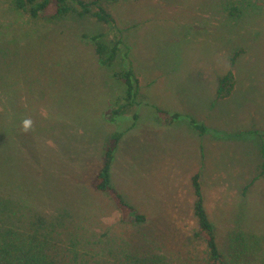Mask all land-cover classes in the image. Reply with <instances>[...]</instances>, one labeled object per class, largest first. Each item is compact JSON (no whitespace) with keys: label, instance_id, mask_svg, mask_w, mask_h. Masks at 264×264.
Wrapping results in <instances>:
<instances>
[{"label":"rangeland","instance_id":"obj_1","mask_svg":"<svg viewBox=\"0 0 264 264\" xmlns=\"http://www.w3.org/2000/svg\"><path fill=\"white\" fill-rule=\"evenodd\" d=\"M102 5L123 14L126 35L79 11L35 19L0 0V187L17 219L46 218L68 260L75 251L92 264H208L199 173L230 264L237 231L250 248L235 264H264V0ZM99 35L109 47L124 41L112 66L90 40ZM239 50L236 88L219 101L218 78ZM128 69L140 86L123 114L127 86L114 74ZM117 133L112 186L142 223L94 186Z\"/></svg>","mask_w":264,"mask_h":264},{"label":"trees","instance_id":"obj_2","mask_svg":"<svg viewBox=\"0 0 264 264\" xmlns=\"http://www.w3.org/2000/svg\"><path fill=\"white\" fill-rule=\"evenodd\" d=\"M110 0H15L17 10L30 15L32 18H45L46 13L54 11L51 15L52 19L66 17L76 11L83 15H93L98 21L116 25V20L113 15L102 5ZM97 8L93 12V8ZM231 14H234L231 12ZM101 36L91 37L90 40L97 44V53L101 57L105 66H112L116 61L122 41L119 39L113 43L111 47L99 42ZM245 53V50L236 51L231 59V66L234 67L236 60ZM114 77L124 81L127 86L126 104L121 106L115 114L123 112L126 114V109L134 108L136 102L134 98L139 92V80L132 69H128L121 73H115ZM234 88V74L231 70L224 77L218 80L217 98L222 99L227 97ZM120 110V111H119ZM195 124V123H194ZM196 125V124H195ZM196 128L201 132L205 128L196 125ZM122 138L121 133H117L114 137V144L106 154V163L102 170L98 173L95 179V189L98 192L111 193L116 198L122 207L131 211L135 217L136 223L145 222L146 217L136 213L124 197L114 189L111 180V166L114 159V152L117 150L118 144ZM264 175L263 171L260 176ZM259 176V177H260ZM257 178L255 179V181ZM253 181L248 190L253 184ZM193 187L195 190V215L201 226V234H206L207 245L209 250L208 264H230L227 255L220 249L216 238V226L210 221L209 216L204 206V196L200 175L193 177ZM12 195L1 191L0 187V264H92L86 262L78 252H70L69 260L64 258V254L59 251L56 243V235L48 229L46 218L39 213L32 215L29 219L23 217L17 219V214L20 212L13 206ZM259 243L256 244L258 246ZM232 248L236 251L233 255L232 264L239 262L245 257L250 248L248 235L244 231H237L232 238ZM68 260V261H66Z\"/></svg>","mask_w":264,"mask_h":264},{"label":"crops","instance_id":"obj_3","mask_svg":"<svg viewBox=\"0 0 264 264\" xmlns=\"http://www.w3.org/2000/svg\"><path fill=\"white\" fill-rule=\"evenodd\" d=\"M116 1H118V0H110V1H108V2H106L107 3V5H111L110 7H112L113 6V4H114V2H116ZM131 1V0H130ZM106 7V9L108 10L109 8L107 7V6H105ZM112 15H113V17L115 18V20H116V26L117 27H119V29H121L122 31H124V33H125V35L127 34L126 33V29L125 28H127V27H129V26H125V24H123V23H125L126 22V20H124V18H123V14H121L120 16H118L114 11H110V10H108ZM119 17V18H118ZM118 25H120V26H118ZM132 28V27H131ZM123 42L124 41H122V44H123ZM233 57V56H232ZM232 57H231V59H232ZM236 62H237V60H236ZM230 63H231V60H230ZM235 65H236V63H235ZM231 70H233V74H234V88L232 89V91H231V93L227 96V97H225V98H222V99H218L219 101L220 100H225V99H227V98H229L231 95H232V93L234 92V90H235V88H236V85H237V80H236V75H235V66L234 67H230V71ZM229 71V72H230ZM228 72V73H229ZM227 73V74H228ZM222 77H224V76H222ZM220 78V77H219ZM219 78H218V80H219ZM217 91H218V89H217ZM214 105V104H213ZM159 111H161L162 112V110L159 108L158 109ZM180 118V116L179 115H175V119H179ZM136 119H137V116H136ZM195 122L193 121V124H192V126L198 131V132H200V133H202V134H204L205 132H207V127H205V126H203V125H200V126H203L204 128H205V131L204 132H201L200 130H198L197 128H196V125H199V124H197V123H195ZM247 135H249L250 137H253L254 136V132H247L246 133ZM243 135V134H242ZM242 135H239V137H241ZM254 138V137H253ZM262 155H263V158H264V151L262 150ZM263 164H264V162H263ZM262 171H263V165H262V169H261ZM262 171H261V173H262ZM261 173H260V175H261ZM199 174V173H198ZM198 174H196V175H198ZM195 175V176H196ZM200 175V180H201V174H199ZM259 175V176H260ZM253 181H255V179L253 180ZM252 181V182H253ZM251 182V183H252ZM250 183V184H251ZM249 184V185H250ZM249 185L247 186V187H249ZM254 185V184H253ZM246 187V188H247ZM252 187V186H251ZM250 187V188H251ZM246 188H245V190H244V195L247 193V191L248 190H246ZM204 196V195H203ZM204 200H205V198H204Z\"/></svg>","mask_w":264,"mask_h":264},{"label":"clouds","instance_id":"obj_4","mask_svg":"<svg viewBox=\"0 0 264 264\" xmlns=\"http://www.w3.org/2000/svg\"><path fill=\"white\" fill-rule=\"evenodd\" d=\"M27 125H28V122H25V127H27Z\"/></svg>","mask_w":264,"mask_h":264}]
</instances>
